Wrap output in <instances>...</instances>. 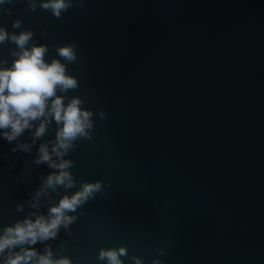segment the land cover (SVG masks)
<instances>
[{
	"label": "water",
	"instance_id": "95a60500",
	"mask_svg": "<svg viewBox=\"0 0 264 264\" xmlns=\"http://www.w3.org/2000/svg\"><path fill=\"white\" fill-rule=\"evenodd\" d=\"M47 2L0 4V67L22 51L11 36L33 32L25 47L47 45L45 59L77 79L57 96L82 101L91 138L59 157L53 116L11 142L0 129V236L50 219L85 183L102 190L65 213L75 219L55 238L6 248L0 264L23 249L38 253L33 261L50 250L109 264L100 251L121 247L122 264H264V0H72L59 18ZM68 44L78 45L71 63L57 53ZM41 145L57 164L71 161L73 187L46 186L61 170L36 163Z\"/></svg>",
	"mask_w": 264,
	"mask_h": 264
},
{
	"label": "clouds",
	"instance_id": "9594fccd",
	"mask_svg": "<svg viewBox=\"0 0 264 264\" xmlns=\"http://www.w3.org/2000/svg\"><path fill=\"white\" fill-rule=\"evenodd\" d=\"M6 0H0L4 4ZM35 10V5H32ZM44 9H51L53 14L59 18L61 11H66L72 7V0H48L42 4ZM21 21L13 23L14 28H18ZM33 32L24 31L19 35L13 34L11 40L20 48V53H13L17 58L10 67H0V129H10L4 131L3 136L9 142L20 136L25 129L32 127V121L42 117L53 116L57 124L62 123L56 134V143L52 148V153L59 157L73 146L72 142L78 137L91 138L87 129H91L93 124L90 120L91 113L81 108L82 101L73 98L67 105L62 96H57V90L67 92L78 86V81L67 73V64L60 59H53L50 63L45 59L48 52L47 45L33 46L31 49L25 46L29 43ZM8 38V33L4 28H0V43ZM75 44H68L57 49L58 56L68 63L76 60L74 49ZM51 103L49 104V102ZM103 117V113H101ZM50 121L45 119L35 132L36 137L42 136ZM25 150L30 146L24 145ZM63 149V151H61ZM15 151V149H13ZM40 158L36 163L49 162L50 167L60 169L59 174L50 175L47 178L46 186L54 187L57 184L70 188L74 186V181L70 172L66 171L71 166V161H63L57 164L52 160V153L47 145H41ZM67 182V183H65ZM102 190L101 182L85 183L81 190L71 196H65L57 206L50 208L49 217L38 216L35 221L25 219L17 222L14 227H8L3 236H0V253L6 248H15L18 245L27 243L36 244L38 240L55 238L61 224L67 227L74 221V217L66 216L67 211H75L77 206L87 201L95 193ZM160 255L165 254V249H158ZM38 253L34 249H23L14 256L10 255L5 264H72L68 258L59 260L52 259V252L47 251L45 255H39L38 260L33 261ZM127 255V249L121 247L119 250H101L99 259L108 260L109 264H122L120 256ZM136 264H141L138 258ZM153 264H161L159 259Z\"/></svg>",
	"mask_w": 264,
	"mask_h": 264
}]
</instances>
